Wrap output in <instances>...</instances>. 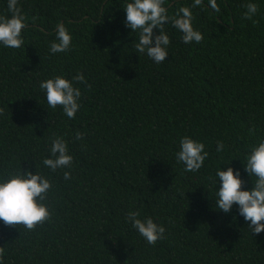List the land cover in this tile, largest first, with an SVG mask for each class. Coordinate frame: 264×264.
<instances>
[{"label": "trees", "instance_id": "obj_1", "mask_svg": "<svg viewBox=\"0 0 264 264\" xmlns=\"http://www.w3.org/2000/svg\"><path fill=\"white\" fill-rule=\"evenodd\" d=\"M127 2L18 0L24 46L0 45V173L21 165L49 177L54 211L34 232L0 221L2 264H264V232L252 235L236 205L216 209L220 184L209 179L231 166L245 190L253 187L243 159L264 139V0H217L219 13L203 0L192 9L203 40L185 44L166 24L171 43L161 64L132 47ZM249 2L259 7L255 24L244 19ZM192 3L166 0L170 15ZM7 4L0 0V15H11ZM61 22L72 48L52 54ZM79 72L91 89L78 85L81 108L69 119L48 107L39 85ZM54 135L74 158L67 181L65 170L43 165ZM183 136L209 153L197 172L176 160ZM218 141L226 146L219 153ZM129 211L162 224L166 239L148 244Z\"/></svg>", "mask_w": 264, "mask_h": 264}, {"label": "clouds", "instance_id": "obj_2", "mask_svg": "<svg viewBox=\"0 0 264 264\" xmlns=\"http://www.w3.org/2000/svg\"><path fill=\"white\" fill-rule=\"evenodd\" d=\"M211 9L216 13L221 11L217 0H208ZM203 6V0H193L191 6L178 8L174 14H169L166 0H128L123 7L126 12L125 24L132 29L138 37L133 43L135 52L146 54L156 64H161L168 56L170 37L165 31V25L171 24L182 35L185 44H199L203 40V34L193 26L195 19L192 9ZM244 19L257 21L253 17L259 11L256 3L249 2L245 5ZM9 15H0V45L5 48L20 49L24 46L23 30L27 27V18L18 6V0H8ZM159 30V34L154 32ZM138 34V35H137ZM72 48V35L64 25L59 23L56 30V38L50 44V52L66 53ZM84 84L88 89L83 72L72 76L71 79L63 75H56L42 81L40 89L46 93L47 105L51 109L62 108L63 113L72 119L81 108L82 91L78 86ZM5 114V109L0 107V116ZM254 134L253 129H249ZM75 140H83L84 133L77 131ZM180 147L176 152V160L183 163L186 172H197L203 166L209 153L205 151V144L190 136L180 139ZM226 148L223 141H218L216 151L222 152ZM49 156L43 159V165L52 173L58 170L71 169L73 155L69 151L68 141L60 135L51 137ZM245 170L253 179V187L243 188L240 171L231 166L220 168L215 176L209 177L213 185L219 182L216 191V209L224 213H230L233 206H238L239 215L248 223L252 235L264 232V139L257 144L249 146V150L243 159ZM229 165V163L227 164ZM63 178L67 181L72 178L70 170L63 171ZM53 189L52 180L40 171L33 173L21 167H9L0 173V221L8 227H22L28 232H34L38 226L51 222L53 206L48 202ZM140 236L150 245L166 239L165 227L153 218L146 216L141 218L139 211H129L126 217ZM6 248L0 246V264H2Z\"/></svg>", "mask_w": 264, "mask_h": 264}]
</instances>
